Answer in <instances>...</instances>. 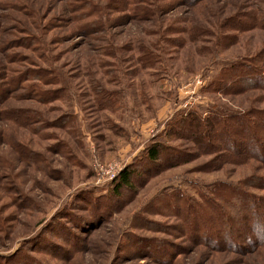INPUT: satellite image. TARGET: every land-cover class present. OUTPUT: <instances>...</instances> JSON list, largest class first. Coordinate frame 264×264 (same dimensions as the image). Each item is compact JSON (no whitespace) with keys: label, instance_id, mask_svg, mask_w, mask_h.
I'll list each match as a JSON object with an SVG mask.
<instances>
[{"label":"rangeland","instance_id":"374dc122","mask_svg":"<svg viewBox=\"0 0 264 264\" xmlns=\"http://www.w3.org/2000/svg\"><path fill=\"white\" fill-rule=\"evenodd\" d=\"M73 1L0 0V81L5 70L13 80L14 72L41 69L57 79L41 90L59 93L37 101L25 89L0 82L8 89L0 92V257L25 251L42 264H158L131 254L132 244L122 241L130 233L137 240L164 241L174 264H264V249L244 257L193 246L176 228L180 221L159 207L158 199L173 195L198 201L218 181L245 179L253 173L249 167L203 172V156L169 169L143 160L154 143L196 154L192 144L169 134L188 113L264 108L261 92L205 91L223 67L264 48V29L230 27L252 13L264 20V0H203L194 6L165 0L159 11L149 5L156 13L142 20L111 12V0H91L105 10L102 32L74 23L68 8ZM33 37L38 42L31 47ZM148 51L155 63L143 68L140 57ZM23 109L38 115L27 128L14 121ZM20 151L36 162L23 161ZM110 163L120 173L131 167L133 190L115 193L117 177L102 179L99 168ZM93 200L110 207L98 220L87 208ZM53 220L76 240L66 247L75 250L67 261L29 249L40 246L35 239L43 234L60 243L48 232ZM88 221L94 222L84 226Z\"/></svg>","mask_w":264,"mask_h":264},{"label":"trees","instance_id":"16d2710c","mask_svg":"<svg viewBox=\"0 0 264 264\" xmlns=\"http://www.w3.org/2000/svg\"><path fill=\"white\" fill-rule=\"evenodd\" d=\"M163 1L165 0H152L151 2L148 0H111L113 6H110L109 10L142 20L149 18L150 14L151 16L155 14L156 9L159 11L164 8ZM171 1L194 6L203 0ZM152 4L156 6V9H149V5ZM68 8L74 23L82 24L78 27L83 26L97 32H102L106 27L103 21L105 10L91 0H74L68 4ZM245 17V19L238 17L230 27L237 32L264 29V20L261 17L253 13ZM194 38L195 36L188 40L194 42ZM37 42L34 37L28 41L31 47ZM23 45L27 46L26 43ZM140 59L143 68H146L154 64L156 58L148 51L147 54L142 53ZM5 72L2 77L3 81L0 82L5 80L9 84L13 83V90L15 88L25 89L28 99L45 101L56 98L55 95L58 92L53 93L40 88V85L57 83L53 74L41 69L17 75V72H14L15 77L13 76L11 80L10 71L5 70ZM2 84L0 83V92L1 90L7 91L8 89ZM205 91L222 96H240L252 91L264 94V48L253 56L242 58L223 67L219 70L216 80L207 85ZM1 97L0 93V101ZM100 98L104 103L111 101L108 97ZM8 114L10 113L5 115L10 116ZM34 115L38 116L32 110L23 109L19 111L14 121L20 127L27 128L29 124L35 122ZM66 118L63 121L66 122ZM170 133L173 134L175 140L192 144L196 154L191 155L188 153L189 149L187 152V148L179 149L162 143H154L146 150L143 159L148 166L160 163V169L176 168L188 163L193 156L194 158L203 156L208 158V161L202 165L203 172L218 171L226 166L249 167L253 171L248 177L235 183L216 182L206 190L205 194L199 196L198 201H189L179 195L158 199L159 207L163 206L170 212L168 214L180 221L181 225L176 228L193 246L208 250L213 255L230 254L246 257L264 249V108L248 111H208L205 116L188 113L170 126ZM31 156V153L19 152V157L23 161L34 164L36 161L33 162L30 159ZM130 168H125L112 181V184H115V193L121 190H133L131 179L134 177V171ZM147 169L143 172L145 173ZM148 176L151 175L148 174ZM86 203L90 216L96 220L110 208L108 205L98 203L97 200H93V203ZM67 218L70 220L69 217ZM53 222L48 227V232L53 233V237L58 238L60 243L51 241L47 235L43 234L35 239V242L38 241L42 247L39 246L36 249L29 247V249L35 255L45 254L49 257L60 255L57 256L59 259L55 257L52 259L67 261L75 253L74 249L69 248L76 246V240L62 223L55 220ZM93 222L88 221L84 223V226L93 224ZM79 224L82 223L79 222ZM154 225L160 226L159 224ZM62 233L63 237L60 236ZM125 240L132 244L134 251L131 254L134 256L146 255L158 264H174L169 246L164 241L137 240V237L130 233L123 235L122 241ZM148 242L152 243L147 244ZM67 246H69L68 249H66ZM31 256L34 255H27L25 251L20 253L17 251L10 256L0 257V264H42L35 256Z\"/></svg>","mask_w":264,"mask_h":264},{"label":"built area","instance_id":"2783aa9c","mask_svg":"<svg viewBox=\"0 0 264 264\" xmlns=\"http://www.w3.org/2000/svg\"><path fill=\"white\" fill-rule=\"evenodd\" d=\"M99 168V167H98ZM99 172L100 173H103L106 178H102L103 180L105 179H108L110 181L114 180L116 177L119 176L120 174V169L116 167L115 164L113 163H110L106 168H99ZM108 175H110L108 177ZM108 177V178H107Z\"/></svg>","mask_w":264,"mask_h":264}]
</instances>
